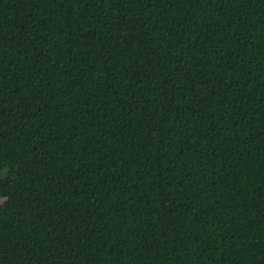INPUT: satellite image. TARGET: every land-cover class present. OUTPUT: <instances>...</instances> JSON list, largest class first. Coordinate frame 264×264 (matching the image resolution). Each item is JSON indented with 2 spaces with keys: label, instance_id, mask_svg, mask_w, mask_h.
Listing matches in <instances>:
<instances>
[{
  "label": "trees",
  "instance_id": "1",
  "mask_svg": "<svg viewBox=\"0 0 264 264\" xmlns=\"http://www.w3.org/2000/svg\"><path fill=\"white\" fill-rule=\"evenodd\" d=\"M0 264H264V0H0Z\"/></svg>",
  "mask_w": 264,
  "mask_h": 264
},
{
  "label": "rangeland",
  "instance_id": "2",
  "mask_svg": "<svg viewBox=\"0 0 264 264\" xmlns=\"http://www.w3.org/2000/svg\"><path fill=\"white\" fill-rule=\"evenodd\" d=\"M7 172H3L0 177H5ZM6 203V198H0V206L4 205Z\"/></svg>",
  "mask_w": 264,
  "mask_h": 264
}]
</instances>
